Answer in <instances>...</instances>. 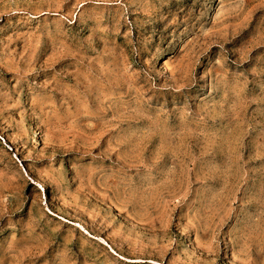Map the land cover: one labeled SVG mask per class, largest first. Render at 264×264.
I'll return each instance as SVG.
<instances>
[{
	"label": "rangeland",
	"instance_id": "obj_1",
	"mask_svg": "<svg viewBox=\"0 0 264 264\" xmlns=\"http://www.w3.org/2000/svg\"><path fill=\"white\" fill-rule=\"evenodd\" d=\"M0 264H264V0H0Z\"/></svg>",
	"mask_w": 264,
	"mask_h": 264
}]
</instances>
